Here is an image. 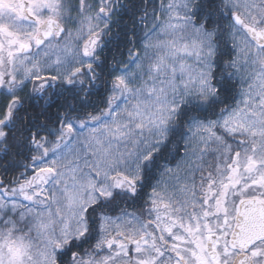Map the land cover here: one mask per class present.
<instances>
[{
    "label": "snow or ice",
    "instance_id": "obj_1",
    "mask_svg": "<svg viewBox=\"0 0 264 264\" xmlns=\"http://www.w3.org/2000/svg\"><path fill=\"white\" fill-rule=\"evenodd\" d=\"M0 264H264V0H0Z\"/></svg>",
    "mask_w": 264,
    "mask_h": 264
}]
</instances>
